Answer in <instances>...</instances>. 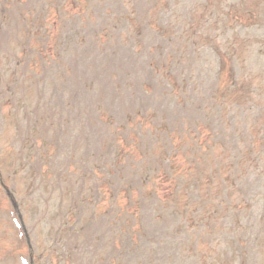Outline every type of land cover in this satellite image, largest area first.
<instances>
[{
	"label": "rangeland",
	"instance_id": "1",
	"mask_svg": "<svg viewBox=\"0 0 264 264\" xmlns=\"http://www.w3.org/2000/svg\"><path fill=\"white\" fill-rule=\"evenodd\" d=\"M202 122L212 224L161 175ZM0 264H264V0H0Z\"/></svg>",
	"mask_w": 264,
	"mask_h": 264
},
{
	"label": "trees",
	"instance_id": "2",
	"mask_svg": "<svg viewBox=\"0 0 264 264\" xmlns=\"http://www.w3.org/2000/svg\"><path fill=\"white\" fill-rule=\"evenodd\" d=\"M232 75H236V73L232 71ZM246 84H248V80L243 83L234 80L227 85L226 93L235 98H242ZM249 90L254 94V85ZM194 138V144L190 148H177L168 155L170 168H164L163 173H161L166 185L164 188L166 198L164 200H178L180 198L177 195H181L183 199L186 198L187 202L180 205L178 209L183 210L182 213L187 215L193 212L194 207L204 205L206 200H210L208 205L201 209L196 208L195 212L202 214L212 211L209 216L211 221L209 223L212 224V221L219 219L218 210L221 209L223 202L228 208H231V205L226 201L227 196L231 197L236 188H239L237 180H243L247 173L244 171L234 173L236 164L232 166L230 162L226 163L220 158L225 149L216 140L206 123L200 124L199 132L194 134ZM252 140L258 142V137L253 135ZM218 144L221 146L217 147ZM251 152H253L252 149L251 151L248 150L247 155H250ZM247 157L240 158L238 163H243L248 159ZM252 169L257 170L254 167ZM190 178L195 180L188 181ZM217 188H227V192H219L216 190ZM239 192L241 193L240 189ZM192 193L196 196L194 203L192 197L188 196ZM201 199L203 200L201 201ZM237 205L240 206L239 203Z\"/></svg>",
	"mask_w": 264,
	"mask_h": 264
}]
</instances>
